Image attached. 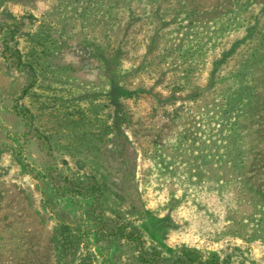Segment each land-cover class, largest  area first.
I'll list each match as a JSON object with an SVG mask.
<instances>
[{
	"label": "rangeland",
	"instance_id": "374dc122",
	"mask_svg": "<svg viewBox=\"0 0 264 264\" xmlns=\"http://www.w3.org/2000/svg\"><path fill=\"white\" fill-rule=\"evenodd\" d=\"M184 246L264 264V0H0V264Z\"/></svg>",
	"mask_w": 264,
	"mask_h": 264
},
{
	"label": "trees",
	"instance_id": "16d2710c",
	"mask_svg": "<svg viewBox=\"0 0 264 264\" xmlns=\"http://www.w3.org/2000/svg\"><path fill=\"white\" fill-rule=\"evenodd\" d=\"M21 61H19V65ZM58 181L64 182V187L67 189L65 191V194L70 193V191L78 190L82 194H92L96 200H99V198L102 195V187L99 182L94 183H85L81 184L76 180H73L69 176L58 174L57 178ZM101 229L100 232H102L103 235L106 236H113V235H120L122 238H127L131 241H136L140 244H143V239L140 233L133 229H127V225L117 223L115 225H109L108 223H102L100 225ZM142 259L146 263H152V264H220L219 260L217 258H212L210 260H204L201 253L197 251L196 249L190 248V247H182V249L179 251V253L170 258V259H164L160 255L158 251H147L142 249Z\"/></svg>",
	"mask_w": 264,
	"mask_h": 264
}]
</instances>
